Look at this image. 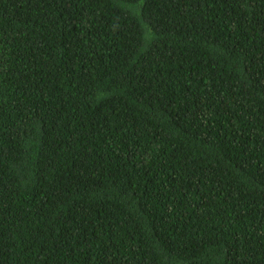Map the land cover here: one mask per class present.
<instances>
[{"label":"trees","instance_id":"16d2710c","mask_svg":"<svg viewBox=\"0 0 264 264\" xmlns=\"http://www.w3.org/2000/svg\"><path fill=\"white\" fill-rule=\"evenodd\" d=\"M0 264H264V0H0Z\"/></svg>","mask_w":264,"mask_h":264}]
</instances>
